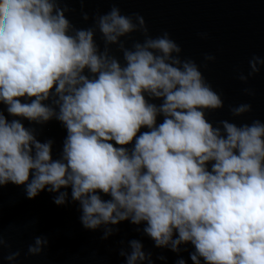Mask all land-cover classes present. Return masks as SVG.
<instances>
[{"label":"clouds","instance_id":"obj_1","mask_svg":"<svg viewBox=\"0 0 264 264\" xmlns=\"http://www.w3.org/2000/svg\"><path fill=\"white\" fill-rule=\"evenodd\" d=\"M70 11L64 0H0V187L77 203L82 227L102 240L127 221L175 264H187L189 246L192 264H264V120L234 122L250 103L229 105L231 120L208 118L224 108L202 71L216 57L183 56L168 31L151 35L141 14L115 3L88 27ZM262 68L254 54L236 78L247 85ZM52 120L67 133L56 158L54 140L38 139L37 126ZM48 246L37 235L25 257ZM0 250L3 264H18L5 235ZM118 255L155 264L139 239L121 241Z\"/></svg>","mask_w":264,"mask_h":264},{"label":"water","instance_id":"obj_2","mask_svg":"<svg viewBox=\"0 0 264 264\" xmlns=\"http://www.w3.org/2000/svg\"><path fill=\"white\" fill-rule=\"evenodd\" d=\"M71 8L68 14L77 27H88L92 14L107 12L115 3L122 13L141 14L151 35L156 36L168 31L182 48V55L194 59L198 64L205 54L216 57L215 63L202 69L204 76L213 88L223 93L224 108L210 113L213 121L231 120L229 105L250 103L252 111L234 122L251 123L253 119L264 120V68L251 78L247 85L236 77L237 72L247 74L248 60L252 55L264 56V0H64ZM88 13L89 21L81 18ZM206 32L207 39L199 33ZM133 39H141L133 34ZM97 43L103 47L97 34ZM131 40H129V45ZM113 54L120 56L115 47ZM245 87L255 90L249 97L243 93ZM3 106L0 105V108ZM25 126L28 122L24 121ZM42 142L54 140L52 154L56 158L61 151L66 130L52 120L42 127L37 126ZM142 129L141 131H145ZM69 196H70V189ZM53 195L42 191L34 199L25 196L23 186L8 184L0 187V235H5L13 251L19 249L21 256L18 264H124L118 255L120 242L131 239L142 241L144 249L153 253L155 264H175L178 256L167 249H157L153 242L136 226L125 221L118 225V232L107 240L101 239V231L85 230L80 221L77 203L57 206ZM107 198V197H105ZM37 235L46 236L49 246L40 256L25 257L28 244ZM182 251L187 264H192L188 253ZM3 251L0 250V264H3ZM163 255L165 261L156 259Z\"/></svg>","mask_w":264,"mask_h":264}]
</instances>
